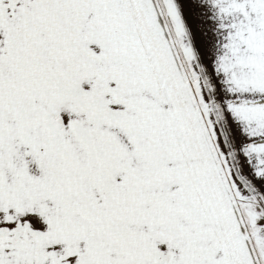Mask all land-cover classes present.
Listing matches in <instances>:
<instances>
[{
	"label": "snow or ice",
	"instance_id": "obj_1",
	"mask_svg": "<svg viewBox=\"0 0 264 264\" xmlns=\"http://www.w3.org/2000/svg\"><path fill=\"white\" fill-rule=\"evenodd\" d=\"M0 264H264V0H0Z\"/></svg>",
	"mask_w": 264,
	"mask_h": 264
}]
</instances>
